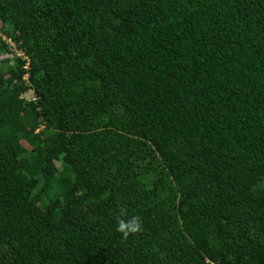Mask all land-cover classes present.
<instances>
[{
    "label": "trees",
    "instance_id": "obj_1",
    "mask_svg": "<svg viewBox=\"0 0 264 264\" xmlns=\"http://www.w3.org/2000/svg\"><path fill=\"white\" fill-rule=\"evenodd\" d=\"M2 56L0 264H264V0H0Z\"/></svg>",
    "mask_w": 264,
    "mask_h": 264
},
{
    "label": "clouds",
    "instance_id": "obj_2",
    "mask_svg": "<svg viewBox=\"0 0 264 264\" xmlns=\"http://www.w3.org/2000/svg\"><path fill=\"white\" fill-rule=\"evenodd\" d=\"M141 229L142 222L139 217H134L129 220H120L117 225V231L120 232L125 239L130 235L139 233Z\"/></svg>",
    "mask_w": 264,
    "mask_h": 264
},
{
    "label": "rangeland",
    "instance_id": "obj_3",
    "mask_svg": "<svg viewBox=\"0 0 264 264\" xmlns=\"http://www.w3.org/2000/svg\"><path fill=\"white\" fill-rule=\"evenodd\" d=\"M8 42H9V44H11V49H13V47H14V45L10 42V40H8ZM4 57L5 56H2L1 58H0V60H3L4 59ZM12 58L13 57H10V61L12 62ZM1 66V65H0ZM24 98H26L27 100H33L34 99V95H33V93L31 92V91H28L25 95H24ZM41 129V128H40ZM51 165H52V167H53V169L54 170H58V169H60V166L58 165V163L56 162H53V161H50L49 162ZM56 165V166H55ZM58 168V169H57Z\"/></svg>",
    "mask_w": 264,
    "mask_h": 264
},
{
    "label": "built area",
    "instance_id": "obj_4",
    "mask_svg": "<svg viewBox=\"0 0 264 264\" xmlns=\"http://www.w3.org/2000/svg\"><path fill=\"white\" fill-rule=\"evenodd\" d=\"M15 53H16V55H17L18 57H23L22 54H21L20 52H16V51H15ZM24 59H25V58H24ZM27 66H28V65H25V66H24V69H25V70L28 69ZM23 79H24V80H27V75H25V76L23 77Z\"/></svg>",
    "mask_w": 264,
    "mask_h": 264
}]
</instances>
